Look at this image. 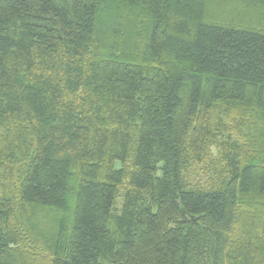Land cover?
<instances>
[{"label": "trees", "instance_id": "trees-1", "mask_svg": "<svg viewBox=\"0 0 264 264\" xmlns=\"http://www.w3.org/2000/svg\"><path fill=\"white\" fill-rule=\"evenodd\" d=\"M0 264H264V0H0Z\"/></svg>", "mask_w": 264, "mask_h": 264}, {"label": "rangeland", "instance_id": "rangeland-1", "mask_svg": "<svg viewBox=\"0 0 264 264\" xmlns=\"http://www.w3.org/2000/svg\"><path fill=\"white\" fill-rule=\"evenodd\" d=\"M232 136L238 140V141H242L243 140V137H237L236 134H232ZM211 154L213 156L216 155V149L215 147H211ZM200 166L196 165L194 167H192L190 170H189V175L188 177L190 178V181L193 183V184H196V183H199V184H202L204 185L206 182H207V176L205 174H202L200 168ZM189 180V179H188ZM119 201V200H118Z\"/></svg>", "mask_w": 264, "mask_h": 264}, {"label": "water", "instance_id": "water-1", "mask_svg": "<svg viewBox=\"0 0 264 264\" xmlns=\"http://www.w3.org/2000/svg\"><path fill=\"white\" fill-rule=\"evenodd\" d=\"M184 220L185 221H189V217H187L186 215H184Z\"/></svg>", "mask_w": 264, "mask_h": 264}]
</instances>
